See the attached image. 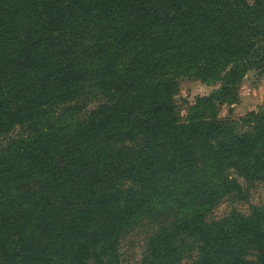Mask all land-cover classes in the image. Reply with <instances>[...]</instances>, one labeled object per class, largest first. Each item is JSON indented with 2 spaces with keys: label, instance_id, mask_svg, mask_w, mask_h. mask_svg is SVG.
<instances>
[{
  "label": "trees",
  "instance_id": "trees-1",
  "mask_svg": "<svg viewBox=\"0 0 264 264\" xmlns=\"http://www.w3.org/2000/svg\"><path fill=\"white\" fill-rule=\"evenodd\" d=\"M263 65L264 0H0V264H118L144 225L143 264H264V205L207 219L264 179V106L217 116ZM182 78L219 85L183 121Z\"/></svg>",
  "mask_w": 264,
  "mask_h": 264
},
{
  "label": "rangeland",
  "instance_id": "rangeland-1",
  "mask_svg": "<svg viewBox=\"0 0 264 264\" xmlns=\"http://www.w3.org/2000/svg\"><path fill=\"white\" fill-rule=\"evenodd\" d=\"M219 85H207L199 79L182 78L178 92L174 96L176 110L179 118L185 120L189 107L196 97L209 95ZM264 106V65L261 68L250 69L237 88L235 102H222L217 106V116L221 119H238L251 110ZM242 186L240 195L223 197L208 214V220H220L233 213L248 216L253 209L264 205V179L247 182L239 178ZM152 228L138 226L124 234L118 247V264H143L146 252V243ZM195 242L187 250L179 264H196ZM251 253V252H250ZM254 254L249 255V261L254 259Z\"/></svg>",
  "mask_w": 264,
  "mask_h": 264
}]
</instances>
